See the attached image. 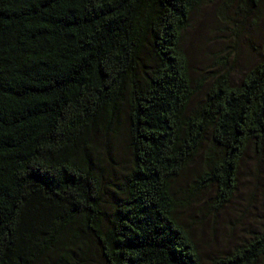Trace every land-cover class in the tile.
I'll use <instances>...</instances> for the list:
<instances>
[{"label": "trees", "instance_id": "16d2710c", "mask_svg": "<svg viewBox=\"0 0 264 264\" xmlns=\"http://www.w3.org/2000/svg\"><path fill=\"white\" fill-rule=\"evenodd\" d=\"M206 2L0 0V264H84L91 251L203 264L185 196L212 191L220 212L264 150V59L239 82L193 80L183 41ZM123 119L129 165L112 179L99 145ZM261 263L264 232L210 262Z\"/></svg>", "mask_w": 264, "mask_h": 264}, {"label": "rangeland", "instance_id": "374dc122", "mask_svg": "<svg viewBox=\"0 0 264 264\" xmlns=\"http://www.w3.org/2000/svg\"><path fill=\"white\" fill-rule=\"evenodd\" d=\"M247 3L249 7H241L240 0H207L193 18L183 49L196 87L222 73L231 74L239 82L264 59V0L258 6L251 0ZM202 97L196 98L193 107ZM116 132L109 144L99 145L106 176L112 179L121 177L129 165L124 119ZM187 183L188 178L180 181V195L181 190L190 189L185 187ZM211 192L188 193L184 198L188 203L179 209L181 223L192 233L203 264H210L256 233L264 232V150L258 154L253 148L246 156L239 172L238 190L230 205L216 211ZM111 193L108 190L109 201ZM84 264L102 262L91 251Z\"/></svg>", "mask_w": 264, "mask_h": 264}]
</instances>
